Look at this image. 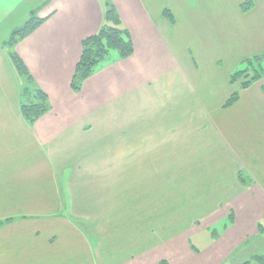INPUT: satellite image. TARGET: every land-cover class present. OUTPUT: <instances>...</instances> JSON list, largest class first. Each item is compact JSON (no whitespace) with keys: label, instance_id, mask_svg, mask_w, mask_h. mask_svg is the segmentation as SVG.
Segmentation results:
<instances>
[{"label":"crops","instance_id":"obj_1","mask_svg":"<svg viewBox=\"0 0 264 264\" xmlns=\"http://www.w3.org/2000/svg\"><path fill=\"white\" fill-rule=\"evenodd\" d=\"M177 1L185 6V0H34L30 4L26 0H0V30L6 35L0 43V222L8 220L0 228V264H79L81 254L88 258L80 264H98V249L92 247L69 218L59 216L65 206L66 176L73 173V167L79 166L81 159L98 156L95 151L101 150L108 157H118L114 164L105 166L108 173L127 178L132 173L128 164H137L135 178L131 177L133 180L128 184L137 191L135 225L143 223L144 227L146 202L153 206L161 190L174 197L173 205L175 197H181L175 174L182 172V167L159 165L158 161L166 158L169 162L173 157L183 156L185 176L196 171L200 159L208 157L203 150L206 144L203 131L218 143L214 144L216 150L211 159L221 154L214 171L220 174L216 183L205 181L199 185L202 190L194 194L195 198L199 196L196 204L201 207L207 196L219 192L211 190H235V214H241L250 205L252 211L243 219L249 220L255 229L264 219L262 88L242 91L239 101L229 109L221 108L225 101L220 103L216 107L220 113L215 118V127L208 119L205 124L199 123L198 151L192 150L193 143L185 155H177L175 150L177 141L189 142L190 123L185 127L180 116L191 111V78L195 76L191 64L193 50L183 47L186 46L183 33L178 40L181 52L176 47L175 30L186 29L184 25L177 29L178 20L182 19L175 9ZM107 4L114 6L122 28L129 32L134 53L127 59H119L113 53L84 82L82 89L75 91L71 82L82 41L99 32ZM20 8H27L25 13L30 18L22 19L21 23L18 20V27L33 16L45 21L11 47L7 43L16 27L14 22L10 28L8 25L11 16L18 19L15 13ZM165 11L171 12L175 24L170 23ZM11 52L17 54L31 79L16 71ZM36 89L46 94L50 109L30 124L24 119L21 106L33 102L31 92ZM28 90L30 96L25 95ZM197 108L204 113L202 107ZM161 133L167 135L162 140L164 144L159 140ZM180 135L184 138L177 137ZM146 136L150 138L144 139ZM147 142L151 153L145 152ZM202 142L205 144L201 145ZM116 149L118 154H112ZM198 152L199 159H195ZM199 170L206 172L209 167L199 165ZM240 171L247 175L244 183L237 177ZM146 181L152 184L150 190L135 184ZM147 193L152 197H146ZM183 199L187 205L188 196ZM151 219L156 216L151 215ZM52 222L55 230L49 233ZM149 250L144 247L128 254L126 246L121 249L123 254L127 253L121 261L110 263L111 253L106 261L138 264L134 262L136 259L147 261Z\"/></svg>","mask_w":264,"mask_h":264},{"label":"rangeland","instance_id":"obj_2","mask_svg":"<svg viewBox=\"0 0 264 264\" xmlns=\"http://www.w3.org/2000/svg\"><path fill=\"white\" fill-rule=\"evenodd\" d=\"M26 2L30 4L34 3V0H26ZM188 5H190V13H188ZM175 9L182 16V19L178 20L177 29L178 26H186L185 30H175L176 47L181 52L182 46L178 45V40L182 38L183 33L186 41V46L183 47H190L193 50L191 64L195 72V76L191 78L189 104L191 111L180 116L185 127L190 123L189 135L194 127L193 133L188 135L189 142L177 141L175 149L177 155H185V151L191 150L192 143V150L198 151L196 139L199 136L197 130L200 125L205 124L208 119L215 127V118L220 113L216 107L223 101L226 102L234 92H239L240 98V93L244 91L242 84L252 79L253 72L249 71L248 74L239 76L235 84H231L232 75L246 69L243 64L245 61L264 55V0H185V6L177 1ZM26 10L27 8L17 10L16 20L15 17H10L8 27H11L13 22L16 27L10 38L14 32L22 29L29 22V20L25 24L22 22L23 26L18 27V20L21 23L22 19L27 20L29 17L25 13ZM4 30H7V27ZM4 32L0 30V43L6 36ZM113 55L115 54L112 53L111 56ZM251 88H262L263 91L264 76L252 83L248 89ZM229 92H231L230 96L225 99ZM197 106L202 107L201 111L204 113H201ZM178 128L183 127L177 126ZM207 133L206 131L201 133L203 140L206 141V144L202 142L201 145L205 144L204 155L208 154V157L200 159L196 171L185 176L182 170L185 161L183 156L173 157L169 162L166 158L158 161L159 165L182 167V172L178 171L175 174L176 181L174 180L177 182V192L180 190L181 197H175L176 205H173L174 197H168L166 195L168 191L164 190L163 194L161 190L160 197L158 196L153 202V206H149V202H146L143 214L146 215L147 220L144 221L146 224L144 227L143 223L142 226L141 223L139 226L135 225L134 207L137 191L129 188L132 184H128L135 178L137 164H128L131 167H128V170L132 173L127 178L108 173L104 169L105 166L114 164L118 161V157H108L106 156L108 153H103L101 150L95 151L98 156L81 159L80 165L73 167V173L66 176L65 206L59 216L69 218L70 222L83 232L92 247L103 252L97 254L98 250L96 251L98 264H108L106 259L110 253V258L113 259V261L109 260L110 263L121 261L127 254H123L121 249L126 246L128 254H135L144 247L150 248L146 256L147 261L143 258L131 259L138 264H154V262L156 264L158 260L159 264L264 263L256 259V256L264 259V231L258 229L259 225L264 228V219H261L256 229L249 220L243 219L246 214L250 215L252 211L250 205L244 207L241 214L236 215V205L233 203L234 195L237 194L235 190H211L219 192L217 195L207 196L208 198L203 200L205 204L199 201L202 202L201 207L196 204L199 196L195 198L194 194L202 190L199 185L205 181L216 183L217 174H220L214 171L216 161H219L221 154L211 159L216 150L213 148L216 141ZM181 134L184 136L183 133ZM183 136L177 137L184 138ZM147 137L150 138L146 136L144 139ZM166 138V134H159L160 143H166L162 141ZM146 145L145 152L151 153V145L148 142ZM114 153L118 154V150H112V154ZM195 159H199V152ZM220 160L222 161V157ZM229 160L232 163L231 159ZM191 162L192 158L188 163ZM199 165L202 168L209 167V171L202 172L199 170ZM240 172L243 179L248 180L247 175ZM135 184L145 190H150L152 187L148 181ZM148 196L152 197V194L147 193L146 197ZM187 196V205H184L183 197ZM151 215L156 216V219H151ZM121 218L124 219L121 221ZM53 223L49 225V233L55 230ZM53 240L50 239L54 242ZM80 240L83 242L82 237ZM134 243L136 244L132 245ZM78 256H80L79 264L88 258L86 254Z\"/></svg>","mask_w":264,"mask_h":264},{"label":"trees","instance_id":"obj_3","mask_svg":"<svg viewBox=\"0 0 264 264\" xmlns=\"http://www.w3.org/2000/svg\"><path fill=\"white\" fill-rule=\"evenodd\" d=\"M165 16H167L171 24L175 23V19L170 11H165ZM44 21L45 20L34 16L31 17L29 22H27L22 29L12 34L7 44L11 47L17 45L19 42L35 32L44 23ZM103 21V25L97 34L87 37L82 41L80 59L77 63L71 82V87L75 91H80L82 89L84 82L96 72L100 65L109 60L112 53L118 54L119 59H127L134 53V47L130 34L126 29L122 28L121 20L113 5L107 4ZM10 58L16 68V71L21 76H27L31 79L17 54L11 52ZM243 64L246 66V69L242 72L234 73L231 77V84H235L237 80H239V76L246 75L249 71H252V79L242 84V89L247 90L252 83L260 80L264 76V55L261 57H253L252 59L245 61ZM29 92L31 91L28 90L25 92V95L30 96ZM31 95L34 99L33 102L29 105L21 106V113L28 123L34 124V122L49 111L50 105L46 94L41 90L36 89L31 92ZM238 100L239 92H234L224 103L222 109L231 108L238 102ZM237 177L241 183L245 182L241 172L237 174ZM6 222L8 223V220L0 222V228ZM258 229L260 231H264L262 225H259ZM256 259L264 262L262 257L256 256Z\"/></svg>","mask_w":264,"mask_h":264}]
</instances>
